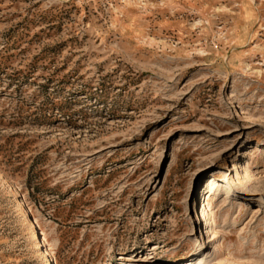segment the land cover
Wrapping results in <instances>:
<instances>
[{
	"label": "rangeland",
	"instance_id": "rangeland-1",
	"mask_svg": "<svg viewBox=\"0 0 264 264\" xmlns=\"http://www.w3.org/2000/svg\"><path fill=\"white\" fill-rule=\"evenodd\" d=\"M0 264H264V0H0Z\"/></svg>",
	"mask_w": 264,
	"mask_h": 264
},
{
	"label": "bare ground",
	"instance_id": "bare-ground-1",
	"mask_svg": "<svg viewBox=\"0 0 264 264\" xmlns=\"http://www.w3.org/2000/svg\"><path fill=\"white\" fill-rule=\"evenodd\" d=\"M245 173V172H244ZM245 177L249 178V174L248 172L245 173ZM226 182V181H225ZM227 184L231 185L233 183V176H231V178L228 179V181L226 182ZM205 185V186H204ZM203 185V192H204V199L203 201L199 204V209H198V216L199 218H205L208 219L209 218V211H208V203L207 200L205 199V195L210 194L212 192H215L216 190H218L220 183L218 182V180L213 179V177L208 178L205 183ZM204 219V220H205ZM209 220V219H208ZM207 221V220H206ZM35 234V233H34ZM33 235V234H32ZM40 246V245H39Z\"/></svg>",
	"mask_w": 264,
	"mask_h": 264
}]
</instances>
